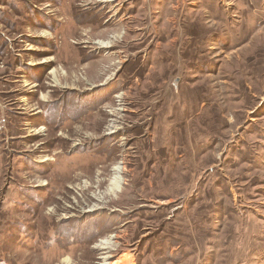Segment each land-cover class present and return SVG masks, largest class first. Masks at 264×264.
I'll use <instances>...</instances> for the list:
<instances>
[{"label":"rangeland","instance_id":"obj_1","mask_svg":"<svg viewBox=\"0 0 264 264\" xmlns=\"http://www.w3.org/2000/svg\"><path fill=\"white\" fill-rule=\"evenodd\" d=\"M0 264H264V0H0Z\"/></svg>","mask_w":264,"mask_h":264},{"label":"bare ground","instance_id":"obj_2","mask_svg":"<svg viewBox=\"0 0 264 264\" xmlns=\"http://www.w3.org/2000/svg\"><path fill=\"white\" fill-rule=\"evenodd\" d=\"M119 171V170H118ZM120 172H121V170H120ZM120 176V175H119ZM118 177V176H117ZM116 183H117V185L119 186L120 185V183H121V180L119 179V177L118 178H116ZM118 189V188H117ZM116 189V190H117ZM70 260H69V258H67V262H69Z\"/></svg>","mask_w":264,"mask_h":264}]
</instances>
